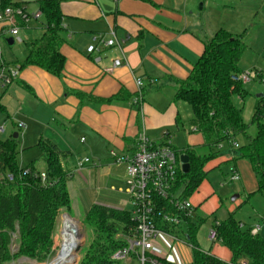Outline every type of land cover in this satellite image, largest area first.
Listing matches in <instances>:
<instances>
[{
  "label": "crops",
  "instance_id": "0c3cea01",
  "mask_svg": "<svg viewBox=\"0 0 264 264\" xmlns=\"http://www.w3.org/2000/svg\"><path fill=\"white\" fill-rule=\"evenodd\" d=\"M33 1L36 6L31 14L39 13V0ZM58 1L63 29L60 54L65 59L62 74L55 77L36 67L21 69L13 84L0 90L1 102L6 109L3 115L7 119L15 117L31 123L32 117L37 114L35 111L46 112V139L39 134L33 146L37 145L38 148L40 140H48L59 151L68 153L61 158V164L69 175L68 180L74 174L80 176L75 180L82 201L89 205L87 211L97 205L125 212L126 207L130 206L125 184L126 165L115 164L110 153L131 156L137 135L144 133L149 139L159 140L160 144L169 143L173 150L188 148L198 156L207 155L208 149L200 133L184 137L186 146L182 149H176L169 141L170 129L181 124L184 111L181 105L183 101L176 100L175 94L200 58L203 42L211 39L218 30H224L228 13L235 8L245 7L250 9L246 22L251 21L252 17L256 19L259 13L264 17V0ZM12 2L20 4L27 13L23 4L25 0ZM39 19H42L41 16ZM17 25L19 33L13 37L9 27L0 24V42L4 40L7 44L12 39L13 45L19 39L29 44L42 35L44 27L36 24L34 28H29L28 24L24 26L20 22ZM23 30H28V33H23ZM109 39H114L116 45L106 47L101 43ZM90 46L96 48L93 54L87 53ZM26 56L27 49L20 59L11 55V59L6 61L0 54V60L5 65L20 67ZM121 56L127 65L113 68V61ZM136 80H141L143 84L141 96L135 85ZM18 83L23 86L20 87ZM256 93L253 114L259 100L264 97V91L257 90ZM111 99L113 101L108 102ZM28 100L31 102L24 107ZM37 119L42 122L44 118ZM37 125L42 126L40 123ZM190 132L198 133L193 128ZM26 134L27 131L21 135L23 147L27 146ZM16 135L18 139L20 136ZM202 146L207 153L199 155L197 148ZM231 147L223 154L218 150V154L205 164L204 178L197 190L187 198L194 206V212L197 208L206 215L218 211L216 188L209 184L207 175L226 164L229 166L230 181L233 173L240 175L239 181H231L239 183L234 191L241 192L247 200L257 196L248 198L257 191V179L250 164L237 159L236 150ZM84 159L90 162L83 164ZM37 170L43 173L45 167ZM179 189L182 195L183 186L180 185ZM234 201L227 209L229 215H234V211L242 207L241 202ZM194 215V223L203 219L194 220ZM63 218L65 221L72 219L67 213ZM241 225L244 229L247 227ZM246 229H257L256 234L264 239V224ZM206 241L210 247L202 250L196 235L201 251L223 263L230 262L231 253L225 247L217 242L211 243L208 234ZM175 250L177 253H172L168 259L192 263L191 250L179 245L175 246Z\"/></svg>",
  "mask_w": 264,
  "mask_h": 264
},
{
  "label": "trees",
  "instance_id": "16d2710c",
  "mask_svg": "<svg viewBox=\"0 0 264 264\" xmlns=\"http://www.w3.org/2000/svg\"><path fill=\"white\" fill-rule=\"evenodd\" d=\"M38 4V12L44 22L43 32L37 40L27 44V56L20 69L36 67L60 77L65 59L60 54L63 44L60 34L63 29L59 1L39 0ZM6 8L22 9L20 4L12 0H0V11ZM245 50L246 46L240 37L218 30L211 39L203 42L200 58L175 94L176 100L190 107L191 127L202 135L204 146L208 149L205 156H198L188 148L174 150L177 158L182 155L188 158V173L184 174L178 169L176 181V187L183 186L182 197L185 199L197 190L204 178L205 164L218 154L223 144L232 146L240 136L245 138L246 143L236 149L237 159L250 164L258 183L257 191L248 198L264 196V97L259 100L252 117V124L256 128L254 136L247 135L249 126L244 123L241 111L233 104V97L243 96L242 83L232 78L242 73L238 62ZM1 99L2 94L0 114H5ZM38 148L45 165V184L41 183L38 177L40 172L33 163L25 168L17 166L16 139L10 137L0 140V172L13 175L12 182L0 181V264L20 259L44 262L52 258L56 220L61 212L67 213L70 209L66 188L69 175L61 164V158L68 153L59 151L48 140H40ZM26 168L30 173L23 176L22 171ZM158 206L175 214L167 203L160 202ZM129 217L127 211L92 206L80 219L91 237L81 249L78 264H118L111 257L126 246L119 235L128 227ZM204 222V219L194 223L192 218H182L178 227H163L176 236L180 233L182 239L192 246L191 264H264V239L257 234L252 235L250 229H244L232 214L217 226H212L217 234V243L231 253L230 262L223 263L201 251L196 235ZM12 245L15 250H12Z\"/></svg>",
  "mask_w": 264,
  "mask_h": 264
},
{
  "label": "rangeland",
  "instance_id": "374dc122",
  "mask_svg": "<svg viewBox=\"0 0 264 264\" xmlns=\"http://www.w3.org/2000/svg\"><path fill=\"white\" fill-rule=\"evenodd\" d=\"M23 4H25L27 8V13H29V15H32L31 12L35 9L36 3H34L33 0H25V3ZM248 9L245 7L233 9L232 12L228 13V17L223 26L224 30L233 37L240 36L241 41L246 46V50L240 61L238 62V67L240 69H243L244 73L250 74L254 72L257 75L255 79L249 80L248 82L242 84L243 96L241 98L233 97L234 106L241 111L244 123L249 126L247 135L254 136L256 133V128L255 125L252 124V112L254 109V103L255 101H257L255 96L258 93H256V91H264V86H262L264 85V17H261V13H259V16L256 19L255 17H252L251 21L246 22L247 17L250 14V9ZM43 23L44 22L42 19H39L38 21L31 20L28 23V27L34 28L36 24L43 25ZM22 32L28 33V30H23ZM26 42V40H24V42H18L16 39L13 45L8 46L4 40H1L0 54H2L3 58L6 61H9L11 59V55L16 59H20L22 54H24V52L26 51ZM17 85H19L20 87L23 86L21 83H18ZM30 102L31 100H28L25 103L24 107ZM181 103V105H183L182 107H184L181 124L178 126H174L173 129H170L169 141L172 142L173 146L176 149H182L186 146L184 143V137L199 134L190 132L192 128L189 124V121L192 119V112L187 104H185L184 102ZM33 113L34 112L32 111V114ZM35 113V117H32L31 123H27L26 120L18 119L15 117L7 119L5 115L0 114V130H3L0 131V140H7L10 137H13L14 134H19L20 137L16 139L17 166L19 168H25L33 162L37 169L43 170L45 165L41 159L40 151L37 148V145L33 146V144H35L36 138L39 134L42 135V138L46 139V112L44 113L35 111ZM39 114L44 116H39ZM38 117L44 118L43 120H41L42 122H38ZM38 123L42 124V126L40 127L39 125H37ZM19 124H23L24 127L21 128ZM18 126L20 128H18ZM26 131L27 146L23 147L21 145V135ZM149 140L152 143L160 144L159 140ZM236 142L237 143H235V146L231 147L235 150L237 149V147L244 145L245 138L241 136L237 137ZM229 147L230 145L228 143L223 144L221 148H219L220 154L227 152L229 150ZM197 153L199 155L206 154L207 149L203 146L198 147ZM228 167L229 166L227 164L223 165L219 169H216L212 173L207 175V181L209 182V184L211 183V185L216 188L215 196L218 198V211L214 212L211 215H206L199 208H197V210H195L194 212V220H196V218L205 219L204 224L201 225L197 234V242L202 250L209 249L210 244L207 243L206 236L215 221L221 222L227 218V216L229 215L227 214V209L229 206L234 204L232 203L233 198H237L238 196H240L239 199H234V202H241L242 206L240 209L234 211L233 217L236 221L240 222L244 226H252L254 228L256 227V225L261 226L262 224H264V196L257 195L247 200L241 192H235L234 190L237 189L239 183H231L228 175ZM79 178V175L74 174L73 177L66 182V188L68 190L70 198V209L67 211V214L70 218H72V221L77 223L81 236V246L77 251V260L75 264H78V261L81 258V249L87 245V242L91 237L90 232L81 224L80 221H78L82 218L83 214L89 207L88 203L86 204V202L82 201L81 199L80 188L77 187L78 185L75 180ZM246 201H248V203ZM125 210L127 212H130L131 207L128 206ZM64 215H66V213L61 212L56 220V228L53 236L52 248L54 251V256L44 262H35L32 260H28V262H30L31 264H51L56 259L58 253L60 252V247L62 244V231L64 229L63 223L66 225L65 218L67 217L63 218ZM179 234L180 233H178L177 237L182 240V235ZM11 248L12 250H15L14 245H12ZM118 264H138V262L133 257V255H130L124 262Z\"/></svg>",
  "mask_w": 264,
  "mask_h": 264
},
{
  "label": "built area",
  "instance_id": "2783aa9c",
  "mask_svg": "<svg viewBox=\"0 0 264 264\" xmlns=\"http://www.w3.org/2000/svg\"><path fill=\"white\" fill-rule=\"evenodd\" d=\"M39 18V13L29 15L22 9L6 8L0 11V24L9 27V33L13 37H17L19 33L18 21L27 26L29 21ZM17 41L20 42L19 39ZM101 43L106 47L116 45L114 39ZM95 51L94 46L87 49L88 54H93ZM126 65L127 62L123 56L113 61V68ZM20 70L19 66H8L0 60V90L10 87L18 79ZM256 76L254 72L250 74L243 72L239 76L233 77L232 80L243 84L255 79ZM135 85L138 88L139 96H141L142 81L136 80ZM19 126L21 127V125ZM110 157L115 164L126 165V193L131 206L129 225L125 232L119 235L126 242V246L115 252L111 260L121 263L133 255L138 264H185L180 259H168V256L177 253L176 245L189 250L192 249V246L185 240L179 239L175 234L163 229L164 226L178 227L182 223V218L191 219L194 214L193 205L188 199L182 197L181 190L176 187L177 170L181 169L180 157H176L169 143H152L144 133L137 135L134 152L131 156H119L111 152ZM89 162V159L82 161L83 164ZM29 173L28 168L22 171L23 176L29 175ZM38 177L42 184L46 183L44 172L39 173ZM239 180L240 175L233 173L231 181ZM0 181L12 182L13 175L0 172ZM160 202L167 203L175 211V214L168 212L164 207H159ZM214 225L217 226L218 223H214ZM256 233L257 229L251 231L252 235ZM208 240L211 243L217 242L214 227L209 230ZM8 264L31 263L20 260Z\"/></svg>",
  "mask_w": 264,
  "mask_h": 264
},
{
  "label": "bare ground",
  "instance_id": "6f19581e",
  "mask_svg": "<svg viewBox=\"0 0 264 264\" xmlns=\"http://www.w3.org/2000/svg\"><path fill=\"white\" fill-rule=\"evenodd\" d=\"M63 227L61 249L51 264H75L77 260L76 248L81 243L79 227L71 219H67L66 225L63 223ZM70 228H76L77 234L72 233Z\"/></svg>",
  "mask_w": 264,
  "mask_h": 264
},
{
  "label": "water",
  "instance_id": "95a60500",
  "mask_svg": "<svg viewBox=\"0 0 264 264\" xmlns=\"http://www.w3.org/2000/svg\"><path fill=\"white\" fill-rule=\"evenodd\" d=\"M12 43H13V40H12V39H9V40L7 41V44H8V45H12ZM13 139H17V135H16V134L13 135ZM179 161H180V164H181V171H182L184 174H187V173H188V170H189V169H188V158H187L185 155H182V156H180ZM234 199H235V198H233L232 201H233ZM70 231H71L72 233L77 234V230H76V228H70ZM80 246H81V243L78 244V246H77V248H76V251L79 250ZM75 263H76V262H75Z\"/></svg>",
  "mask_w": 264,
  "mask_h": 264
}]
</instances>
